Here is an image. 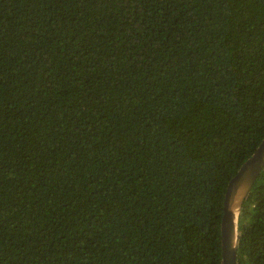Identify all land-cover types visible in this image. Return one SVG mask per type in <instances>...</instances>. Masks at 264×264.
<instances>
[{
  "label": "trees",
  "instance_id": "16d2710c",
  "mask_svg": "<svg viewBox=\"0 0 264 264\" xmlns=\"http://www.w3.org/2000/svg\"><path fill=\"white\" fill-rule=\"evenodd\" d=\"M264 137V0H0V264H220ZM236 264H264V167Z\"/></svg>",
  "mask_w": 264,
  "mask_h": 264
},
{
  "label": "water",
  "instance_id": "95a60500",
  "mask_svg": "<svg viewBox=\"0 0 264 264\" xmlns=\"http://www.w3.org/2000/svg\"><path fill=\"white\" fill-rule=\"evenodd\" d=\"M264 167V137L228 180L219 224L220 264H236L235 250L239 207L254 179Z\"/></svg>",
  "mask_w": 264,
  "mask_h": 264
}]
</instances>
